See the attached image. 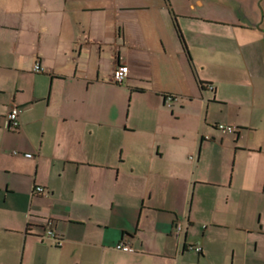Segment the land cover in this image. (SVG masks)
<instances>
[{
    "label": "crops",
    "instance_id": "obj_1",
    "mask_svg": "<svg viewBox=\"0 0 264 264\" xmlns=\"http://www.w3.org/2000/svg\"><path fill=\"white\" fill-rule=\"evenodd\" d=\"M235 1L220 46L207 0H0V264H264V0Z\"/></svg>",
    "mask_w": 264,
    "mask_h": 264
},
{
    "label": "rangeland",
    "instance_id": "obj_2",
    "mask_svg": "<svg viewBox=\"0 0 264 264\" xmlns=\"http://www.w3.org/2000/svg\"><path fill=\"white\" fill-rule=\"evenodd\" d=\"M177 1L172 0L173 5H175V3H178ZM234 1L235 0H207L208 4L206 7H202V8L197 7L195 8V11H193V13L191 12L192 15L205 18V19L204 18H198V19H200V21L202 20L210 24L211 28H213V31L215 32L214 33L215 37H220L216 39L219 41L220 44L218 43V45L220 46L227 44V40H225L224 38L229 33H228V29L223 27L225 24L227 25V23L230 21H238L240 23H244L243 14L238 10H236L238 4L236 3V1L235 2ZM170 5L172 6L171 3ZM182 8L178 9L181 13L185 11ZM172 11L174 15L178 17L177 20L181 22L180 17L174 12L173 8ZM187 13L190 12L187 11ZM218 73L222 75L221 71L219 72V70ZM221 77L218 78L219 81H225V79H223L224 77L223 76Z\"/></svg>",
    "mask_w": 264,
    "mask_h": 264
},
{
    "label": "built area",
    "instance_id": "obj_3",
    "mask_svg": "<svg viewBox=\"0 0 264 264\" xmlns=\"http://www.w3.org/2000/svg\"><path fill=\"white\" fill-rule=\"evenodd\" d=\"M33 71L40 72L42 71V69L38 64H35ZM127 76H128V67L125 64H117L112 70V82L114 84H122L123 82L126 81ZM20 113H21V109L19 107L12 106L8 111L5 127L8 129L17 130L20 126V122H19ZM215 129L221 132L222 134H233L236 131L234 127L224 124H216ZM205 139H208V137H206ZM34 191L37 194H42L44 192V188L35 187ZM182 232H183L182 224L180 222L176 223L174 225V233L176 235H179ZM114 249L122 252H133V249L129 245L123 242L116 244L114 246ZM189 250L196 253H201V248L199 246H191L189 247Z\"/></svg>",
    "mask_w": 264,
    "mask_h": 264
},
{
    "label": "trees",
    "instance_id": "obj_4",
    "mask_svg": "<svg viewBox=\"0 0 264 264\" xmlns=\"http://www.w3.org/2000/svg\"><path fill=\"white\" fill-rule=\"evenodd\" d=\"M172 21H173V26H174L175 32H176V34H177L179 40H181V42H182V44H183V50H184L185 54L187 55L188 61L190 62V57H189L188 52H187V50H186L185 44L183 43V40H182V37H181L180 31H179V28H178V26H177V23H176V20H175V17H174V16H172ZM191 68H192V71H193V67H192V65H191ZM193 72H194V71H193ZM194 77H195V79H196V84H197L199 90L208 89V90H210V91H213V88L211 87V84H209V83H204V82L199 81V80L196 78L195 73H194ZM205 87H206V88H205ZM170 97L172 98V96H170ZM173 97H174V96H173Z\"/></svg>",
    "mask_w": 264,
    "mask_h": 264
},
{
    "label": "water",
    "instance_id": "obj_5",
    "mask_svg": "<svg viewBox=\"0 0 264 264\" xmlns=\"http://www.w3.org/2000/svg\"><path fill=\"white\" fill-rule=\"evenodd\" d=\"M236 130H238V129H236Z\"/></svg>",
    "mask_w": 264,
    "mask_h": 264
}]
</instances>
